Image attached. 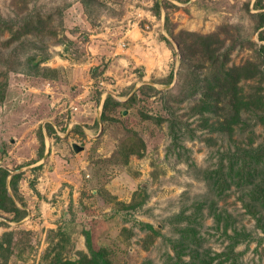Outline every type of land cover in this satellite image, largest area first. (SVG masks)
<instances>
[{
    "label": "rangeland",
    "instance_id": "rangeland-1",
    "mask_svg": "<svg viewBox=\"0 0 264 264\" xmlns=\"http://www.w3.org/2000/svg\"><path fill=\"white\" fill-rule=\"evenodd\" d=\"M256 2L0 0V264H264Z\"/></svg>",
    "mask_w": 264,
    "mask_h": 264
},
{
    "label": "trees",
    "instance_id": "trees-1",
    "mask_svg": "<svg viewBox=\"0 0 264 264\" xmlns=\"http://www.w3.org/2000/svg\"><path fill=\"white\" fill-rule=\"evenodd\" d=\"M85 7H88L90 5H92V3H94L96 0H79ZM262 1L263 0H257L256 4H255V7H259V8H264L263 5H262ZM160 8H161V4L159 1H157L155 3V9H156V12L158 11V14H159V11H160ZM261 20L259 21V25H258V28L261 29L264 27V12L260 13L259 14ZM168 22V18H166V23ZM0 25L1 26H5L7 25V23H5L4 20L0 19ZM261 40L264 41V30L261 31ZM264 48V47H263ZM169 80H172L173 78V72L170 74L169 76ZM198 81H196V84L195 86L193 87L192 91L195 92L196 90H200V86L198 84ZM225 86L227 89H232L233 92H232V100H231V104H234V115L238 114L239 111L237 108H235L236 106V102H237V96H236V92L235 90H237V82L235 80H231V83L227 84V82L225 81ZM225 86H223L225 88ZM223 87L222 89L216 94V103H219L220 99L224 96H226V92H222L223 91ZM208 89V88H207ZM209 91V89H208ZM210 94V93H208ZM204 96V95H203ZM206 96V95H205ZM109 99L110 97H107V99L105 100V103H104V106H103V117H104V114L105 112L107 111L108 109V105H109ZM117 105H119V103H117ZM102 117V118H103ZM171 134H172V138H173V142L176 143L178 142V135L176 133V131L174 130V127H171ZM254 157V161L253 162H257L259 160L256 159L257 156H253ZM241 165H239V163H237L236 165L239 167V173L241 175V178L242 176H249L250 175V169L253 165H251V162H248L247 160H243L241 163ZM7 176H8V173L7 172H4L3 173V176H2V186L0 187V209H4V210H8L6 208V205L3 203V201H8L9 203L13 204V200L8 196V191H7V188H6V179H7ZM251 176V175H250ZM18 178H19V175H14L10 178V182H9V185L10 187L12 188L13 191H15L16 189V183L18 181ZM244 179V178H242ZM242 186V185H241ZM244 199L243 202H244V205H245V208H246V211L249 215H252L253 217H256L260 214V212L264 209V196L261 198L260 196H256L253 194V192H248V193H245L244 194ZM260 218H258L259 220ZM87 244H88V248H89V252H90V255L88 257H85L83 260H79V261H61L59 259H54L53 261V264H108L106 262V260L103 258V256L94 249L93 245H92V241L91 239L88 237L87 239Z\"/></svg>",
    "mask_w": 264,
    "mask_h": 264
}]
</instances>
